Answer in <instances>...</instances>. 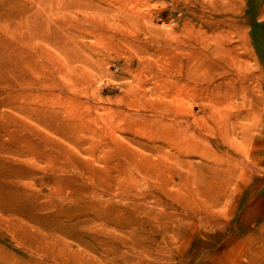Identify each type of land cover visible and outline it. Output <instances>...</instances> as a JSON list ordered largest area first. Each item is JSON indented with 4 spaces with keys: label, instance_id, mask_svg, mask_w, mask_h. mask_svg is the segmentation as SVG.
Here are the masks:
<instances>
[{
    "label": "rangeland",
    "instance_id": "1",
    "mask_svg": "<svg viewBox=\"0 0 264 264\" xmlns=\"http://www.w3.org/2000/svg\"><path fill=\"white\" fill-rule=\"evenodd\" d=\"M76 1L0 88V264H264V0Z\"/></svg>",
    "mask_w": 264,
    "mask_h": 264
},
{
    "label": "bare ground",
    "instance_id": "2",
    "mask_svg": "<svg viewBox=\"0 0 264 264\" xmlns=\"http://www.w3.org/2000/svg\"><path fill=\"white\" fill-rule=\"evenodd\" d=\"M33 1L35 3V6L31 4L27 5L28 8L25 12V15L29 13V16L26 18L27 21L30 23V26L25 28V34L23 35V37L20 38L21 41L10 42L9 40L7 43H5L4 40H0V88L3 91H6L9 88H15L18 86L19 82L28 79L29 74L27 72V68L32 66L35 67L36 65V57L32 54V52L36 54L40 52V54L42 55L47 54L46 49L48 48V42L51 32L48 14H50L49 12L51 10V6H53L54 3L67 2L66 4H68L70 1L75 2L76 0ZM96 1L97 0H95V2ZM80 2L82 1L80 0ZM231 2H233V0H231ZM82 3L84 4V1ZM81 12L82 13L79 14L83 15V11ZM25 15L23 18H25ZM22 22H24V20H22ZM26 33L35 38H41L43 41L42 49L38 45L32 46L25 38ZM5 36L6 35H4V37ZM5 38L6 40H8L7 37ZM2 41H4L5 44H3ZM39 49L41 50L39 51Z\"/></svg>",
    "mask_w": 264,
    "mask_h": 264
}]
</instances>
